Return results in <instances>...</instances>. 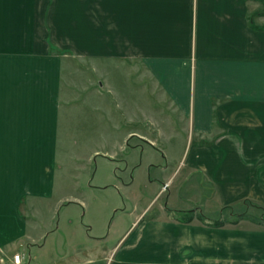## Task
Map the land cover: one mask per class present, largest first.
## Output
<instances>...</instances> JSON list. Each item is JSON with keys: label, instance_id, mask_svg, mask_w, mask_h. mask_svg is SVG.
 <instances>
[{"label": "crops", "instance_id": "obj_1", "mask_svg": "<svg viewBox=\"0 0 264 264\" xmlns=\"http://www.w3.org/2000/svg\"><path fill=\"white\" fill-rule=\"evenodd\" d=\"M262 2L0 0V264L17 253L18 264H264V223L196 216L264 206ZM99 110L104 145L126 150L129 183L149 166L186 167L173 193L163 189L175 170L150 178L167 205L108 231L79 219L84 195L116 175L117 154L91 149ZM173 138L184 152L161 144L160 161L149 160V146ZM182 188V206L171 204ZM113 209L104 197L96 211L103 220Z\"/></svg>", "mask_w": 264, "mask_h": 264}, {"label": "rangeland", "instance_id": "obj_2", "mask_svg": "<svg viewBox=\"0 0 264 264\" xmlns=\"http://www.w3.org/2000/svg\"><path fill=\"white\" fill-rule=\"evenodd\" d=\"M261 11L264 12V0L262 2V9ZM151 86L149 85L148 87V102L149 104H153L155 102V96H152L150 93ZM162 117H157V121L160 123V120ZM177 125H181L178 121L173 119ZM175 122L173 123L175 125ZM93 125V131H92V136H94V139H92L91 149H96L99 151V153H103L104 151H109L113 152L114 154H117L115 157V162H116V175L115 178L110 181V184L112 186L104 189V190H96L92 195H84L85 200L87 202V207H86V213H85V208L81 207L80 212H79V219L80 220H89L92 223H94L95 227L96 225L100 224V229L103 230L105 229L108 231L109 226L115 227L116 229H121L124 227V225L128 224L130 221V218L135 215L140 213L147 205H148V216L151 214H155L156 210L162 205L165 206L167 205V193L168 191H165L163 194L161 193L163 190H166V188L169 185L170 192L173 193L174 187L178 184L177 179L185 173L186 167L183 166V161L181 164H179L178 161H173L171 162L170 168L165 172L161 173L159 168H155L152 166L149 170L144 168L141 171H138L136 173V176L134 178V181L132 183H129L128 178L130 177V173L128 170L124 171L125 168V151L124 149H121L120 147H113V146H105V140H104V127L106 124V121L104 119V115L101 110L98 111V113L94 112L93 113V123H90ZM154 123H152V118L149 116L148 118V127L149 129L152 128ZM172 124V125H173ZM162 127L164 129H169L168 123H163ZM95 128L97 130H95ZM91 129V128H90ZM167 134L171 135V132L167 130ZM169 141V140H168ZM178 141L180 143V140H177L176 138H173L171 140L170 144H166V141H161V143L156 142L155 146H149V152L147 156H149V160L152 162H158L160 161V148L161 144L166 148V150L170 153V155H177L176 153L178 151L181 152L184 150L180 149L176 144ZM69 153L70 156L73 154V150L69 148ZM184 152V151H183ZM177 157V156H175ZM92 168L94 170V163L92 164ZM175 170V175L170 179V181L165 185L164 189L156 196L157 192L159 191V188L162 184H160L159 181L151 184L150 183V178L157 177L160 178L162 176H166L173 172ZM78 180V179H77ZM189 183L196 182L198 185L197 187L203 188L205 192L207 193L208 187L206 189L204 188L203 184L200 183V180L198 179L197 176L193 175L189 179ZM127 182V183H126ZM188 183V182H187ZM75 180H68V185L67 189L70 190L71 192L69 193L72 196H78L82 197L80 195V192L75 188ZM181 198H177L176 201L170 197L169 202L171 204H176L177 206H182V203L180 200H183L184 198L187 197V193L184 188L181 189ZM186 194V195H185ZM185 195V196H183ZM108 199L112 205H114L113 211H108V213L104 212V219L102 220L101 213L99 211H96L97 207L102 203V199ZM200 203H192V207H197ZM73 206L70 207V213L71 215H77L74 211L76 210L77 206L75 204H72ZM187 206V205H186ZM203 211L208 210V208H211L209 205H203ZM213 209H210L212 211ZM231 210L236 212H243L245 214L246 218L249 219H255L258 220L259 218L264 219V206L260 205L255 202L251 201H242L241 203L234 205L231 207ZM231 211L230 209H225L223 210V213L221 215L217 213H204L207 216L211 218H218L222 220H227V221H232V219H235V215L230 214ZM83 215V216H82ZM106 215V217H105ZM105 220V221H104ZM104 221V222H103ZM115 233V235H117Z\"/></svg>", "mask_w": 264, "mask_h": 264}, {"label": "trees", "instance_id": "obj_3", "mask_svg": "<svg viewBox=\"0 0 264 264\" xmlns=\"http://www.w3.org/2000/svg\"><path fill=\"white\" fill-rule=\"evenodd\" d=\"M231 207H232V206L222 208V209H221V212H222L224 209H230V211H231L230 214H231L232 216L235 215V219H234V220H236V219H238V218H243V217H245V214H244L243 212H236V213H235L234 211L231 210ZM193 211H194V209H193V210H189V211H183V212H181V214L185 215V220H186V221H190L191 218H192V212H193ZM196 216L198 217L199 220H201V221H203V222H205L206 224H209V225H211V226H221V225H223V224L225 223V221L222 220V219H220V217H218V218H216V219H210L207 215H205V214H203V213H201V212L196 213ZM257 221H258L259 223H264V219H263V218H259Z\"/></svg>", "mask_w": 264, "mask_h": 264}, {"label": "built area", "instance_id": "obj_4", "mask_svg": "<svg viewBox=\"0 0 264 264\" xmlns=\"http://www.w3.org/2000/svg\"><path fill=\"white\" fill-rule=\"evenodd\" d=\"M20 259H21V255L20 254H14L13 255V261L18 264L20 262Z\"/></svg>", "mask_w": 264, "mask_h": 264}]
</instances>
